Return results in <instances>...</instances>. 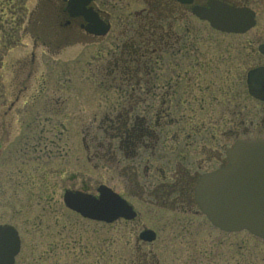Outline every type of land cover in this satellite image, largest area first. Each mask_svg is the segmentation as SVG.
Listing matches in <instances>:
<instances>
[{"label": "flooded vegetation", "instance_id": "1", "mask_svg": "<svg viewBox=\"0 0 264 264\" xmlns=\"http://www.w3.org/2000/svg\"><path fill=\"white\" fill-rule=\"evenodd\" d=\"M212 1L92 0L85 6L91 15L72 11L69 0H37L28 22L34 25L35 44L43 48L39 55L31 51L29 60L22 59L28 70L21 80L9 82L17 89L0 120V200L4 206L0 207V263L9 260V249L3 245L9 233L4 228H12L17 237L12 264L19 263L24 254L25 231L29 230L21 202L18 208L5 207L9 200H19L12 196L25 191V184L37 193L42 188L37 182L47 176L48 186L45 181L42 185L51 199L57 176L80 181L79 187L64 186L61 200L81 218L66 206L65 191L96 196L100 185L113 190L134 212L129 220L119 218L112 223L138 227L142 216H150L153 208L176 216L177 229L187 235L182 246L188 251L189 264L199 260L213 264L216 241H198L195 233L201 227L225 233L247 231L224 230L210 222L196 201V187L204 176L230 166L229 151L236 142L264 139V0H215L252 13L239 17L242 31L219 30L193 12L210 8ZM118 9L122 11L115 13ZM90 21L93 27L98 24L97 29L106 25L107 30L90 32ZM200 26L208 31H201ZM64 44L96 45L92 65L96 80L89 79L84 65L78 80L73 78L75 70L68 58L50 59ZM42 54L48 57L41 59ZM37 60L47 64V73L36 75ZM90 102L96 111H90ZM89 120L95 124L93 129ZM38 126L49 132L48 143L39 150L36 145L29 149L36 161L49 160L48 168L32 167V175L31 171L3 174L2 162L25 161L28 134H43L35 133ZM61 136L69 137L70 143L67 139L58 143ZM73 159L79 168L69 167ZM58 160L67 163L57 165ZM92 161L95 166L101 162L113 167L114 186L102 181L95 192L84 186ZM194 218L202 220L201 227ZM141 227V231L153 230L155 236L136 243H154V228ZM72 244L61 243L62 255L71 252ZM198 245L208 249H198ZM72 255L74 264H79L75 262L78 254ZM145 255L144 264H157ZM40 259L38 255L35 260L39 263Z\"/></svg>", "mask_w": 264, "mask_h": 264}, {"label": "rangeland", "instance_id": "2", "mask_svg": "<svg viewBox=\"0 0 264 264\" xmlns=\"http://www.w3.org/2000/svg\"><path fill=\"white\" fill-rule=\"evenodd\" d=\"M12 2L14 8L10 11L12 12L10 17L14 21L19 20V23L14 25L16 28L19 26V28L16 29L17 33L14 32V40H11L6 47L3 46L4 48L0 47V120L5 105L14 97L17 89L10 86L9 82L21 80L28 70L27 67L22 66V59L25 57L29 60L31 51L39 55L42 47L40 44H35L34 25L28 22V16L33 11L37 0H13ZM111 10L114 11L112 7ZM121 11V9H118L115 13ZM262 20L264 22V14ZM200 30L208 31L202 26H200ZM4 44V38L0 39V45ZM61 48L57 55L49 56L52 61L54 58H58L60 61L68 58V64H71V67L75 70L74 79H80L79 69L84 65L88 69L89 79L96 80L95 71H93L95 69L92 66L96 63V56L93 55L96 45L64 44ZM44 57H48V55L43 56L42 54L41 59ZM34 68L37 70L36 75L41 71L46 70V73L48 72V66L43 64V61L37 60ZM62 77L60 79H63ZM17 105H21V101ZM91 106L92 102H90V111H96ZM26 120L32 123L29 118ZM60 122L57 124L58 126ZM42 123L43 121H40L39 125H42ZM88 123L92 129L95 127L92 120H89ZM39 127L35 129V133L40 132L43 134L39 136L28 134V139L25 140L27 146L25 161L23 163L16 161L2 162L1 170L3 174L31 171L32 175V167L36 168L37 165H40L41 168H48L49 160L36 161L30 153L33 150L29 149L30 145H36L35 147L39 150V146L42 147L48 143L49 132H44ZM74 134L75 131H73L72 140L75 138ZM1 136L0 132V138ZM56 136H60L59 133ZM61 137V140L57 137L58 143L64 142V139H67V143H70L69 140L71 139L69 137ZM66 163L67 160L66 162L64 160L57 161V165ZM75 163V160L72 161L69 167L79 168ZM87 176V182L83 185L91 192H95L96 186L102 181L114 186V169L109 164L99 162L98 166H95L94 161L89 162ZM17 179L19 180L20 177ZM67 179L69 177L57 176L55 178L56 194L52 195L53 199L49 197L48 188L43 189L42 185V182L45 181L44 184L48 186V176L47 180L37 182L38 187H42L37 193L30 191V189H33L31 185L27 186L25 184V191L20 190L13 196L9 195L19 200L16 202L9 200L8 207L5 208H18L22 205L21 208L25 210L27 218L25 226L26 229H29L25 231L24 254L22 253L20 262L17 264H74L73 253L78 254L79 259L75 262H79V264H121L122 262L124 264H144L145 254H148L152 262L157 260V264H189V261L186 262L189 259L188 251L182 246V240L187 239V235H183L184 233L177 229L176 216L161 211V209L153 208L150 216L146 213L142 216L143 220L138 227H132L131 223L115 222L105 224L81 218L68 211L62 203L61 193L64 186L79 187L81 185L78 179L72 180V182ZM28 180V184H30L31 180L29 178ZM31 192L34 194L33 196L30 194ZM38 193L40 194L39 198L36 197ZM0 207L4 208L2 200H0ZM199 220L194 218V223L203 224L202 220ZM143 224L145 227L154 228L156 231L157 238L154 243H136ZM201 228L198 234L195 233L196 238L199 239L198 241H208L211 238L216 241V246L213 247L215 256L210 259L213 264H238V262L241 264H264V241L260 238L247 231L225 233L219 229ZM34 236L36 245L33 243ZM64 242L74 243L72 247L69 246L71 252L67 255H62L63 246H61V243ZM197 248L199 249L201 246L198 245ZM207 249V246L201 248V250ZM242 254L243 257L241 258ZM38 255L41 257L39 263L35 260ZM131 258H133V263L128 262ZM195 263L191 262V264ZM197 264H208V261L199 260Z\"/></svg>", "mask_w": 264, "mask_h": 264}, {"label": "water", "instance_id": "3", "mask_svg": "<svg viewBox=\"0 0 264 264\" xmlns=\"http://www.w3.org/2000/svg\"><path fill=\"white\" fill-rule=\"evenodd\" d=\"M90 1L69 0V4L77 14H91L89 10L85 11V6ZM193 12L218 29L243 30L239 27L242 11L222 2L214 0L210 2V8H194ZM92 24L93 21H90V32L97 34L106 31L107 26L100 30L97 29L98 24L95 23L94 27ZM261 50L264 52V44ZM229 158V167L201 178L196 187V201L211 222L221 229L245 228L264 240V139L237 142L229 151ZM97 191L96 196L81 191H65L64 202L83 217L106 223L118 218L131 219L134 216L131 206L109 187L100 185ZM4 232L9 233L8 240L3 242L9 249V260L0 264H12L17 249V237L12 228L5 227ZM139 237L151 240L154 232L144 230Z\"/></svg>", "mask_w": 264, "mask_h": 264}, {"label": "trees", "instance_id": "4", "mask_svg": "<svg viewBox=\"0 0 264 264\" xmlns=\"http://www.w3.org/2000/svg\"><path fill=\"white\" fill-rule=\"evenodd\" d=\"M12 1L13 0H0V39L4 38L5 40V44L0 45L1 48L3 46L6 47L11 40H14V32H16L19 28V26L17 28L14 26L19 23V20L17 19L14 21V19L10 17L12 15V12L10 11L14 8ZM128 262L133 263V258H131ZM121 264L124 263L122 262Z\"/></svg>", "mask_w": 264, "mask_h": 264}]
</instances>
